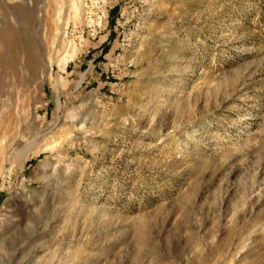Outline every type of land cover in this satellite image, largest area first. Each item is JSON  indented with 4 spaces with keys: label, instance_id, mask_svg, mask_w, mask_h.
Here are the masks:
<instances>
[{
    "label": "rangeland",
    "instance_id": "374dc122",
    "mask_svg": "<svg viewBox=\"0 0 264 264\" xmlns=\"http://www.w3.org/2000/svg\"><path fill=\"white\" fill-rule=\"evenodd\" d=\"M9 27L0 264H264V0H0Z\"/></svg>",
    "mask_w": 264,
    "mask_h": 264
},
{
    "label": "bare ground",
    "instance_id": "6f19581e",
    "mask_svg": "<svg viewBox=\"0 0 264 264\" xmlns=\"http://www.w3.org/2000/svg\"><path fill=\"white\" fill-rule=\"evenodd\" d=\"M12 29L9 27L6 30L1 31L0 38L5 41V46L2 47L0 50V63L3 61H6L9 57L8 49L11 48V46H15V44H12ZM47 70H50L51 63H47L46 65Z\"/></svg>",
    "mask_w": 264,
    "mask_h": 264
}]
</instances>
